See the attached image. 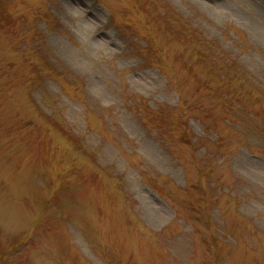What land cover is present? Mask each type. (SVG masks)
<instances>
[{"label":"rangeland","instance_id":"1","mask_svg":"<svg viewBox=\"0 0 264 264\" xmlns=\"http://www.w3.org/2000/svg\"><path fill=\"white\" fill-rule=\"evenodd\" d=\"M0 264H264V0H0Z\"/></svg>","mask_w":264,"mask_h":264}]
</instances>
